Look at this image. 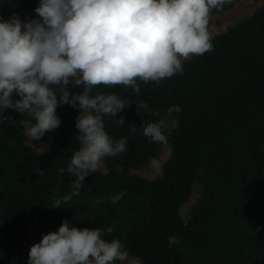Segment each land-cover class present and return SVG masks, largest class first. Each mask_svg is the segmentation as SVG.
Instances as JSON below:
<instances>
[{
  "label": "trees",
  "instance_id": "1",
  "mask_svg": "<svg viewBox=\"0 0 264 264\" xmlns=\"http://www.w3.org/2000/svg\"><path fill=\"white\" fill-rule=\"evenodd\" d=\"M13 1L0 0V18L15 14ZM211 43L210 51L182 63V73L159 83L138 81L139 95L119 85L93 89L92 95L116 94L130 104L118 113L123 125L116 124L119 117L104 118L110 137L129 141L128 151L105 157L107 171L86 177L78 195L66 171L80 147L78 109L57 108L62 123L44 152L27 144V115L6 109L12 119L0 123V264H20L36 217V242L67 218L78 228L103 229L105 239H119L127 257L145 264H264V6ZM140 100L152 111L137 109ZM177 106L180 111L169 115ZM165 118L176 120L171 131L162 127ZM142 121L160 123L169 147L150 142ZM166 150L171 154L160 176L132 172ZM196 184L200 196L185 222L182 209ZM65 196L71 198L63 208H51Z\"/></svg>",
  "mask_w": 264,
  "mask_h": 264
},
{
  "label": "clouds",
  "instance_id": "2",
  "mask_svg": "<svg viewBox=\"0 0 264 264\" xmlns=\"http://www.w3.org/2000/svg\"><path fill=\"white\" fill-rule=\"evenodd\" d=\"M231 2L39 0L35 18L22 20L17 14L0 18V123L12 119L5 115L6 109L27 114L35 123L25 125V135L36 143L61 126L59 105L78 109L75 126L80 147L66 169L74 177L72 194L78 195L103 158L128 151L129 141L110 137L104 118L119 117L115 122L123 125L126 119L118 113L130 104L116 94L92 95L93 89L119 85L139 95L138 81L159 83L182 73L183 60L212 49L210 12ZM69 85L83 86V90L74 93ZM136 105L152 111L144 100ZM173 111L180 108H170L168 114ZM142 125V134L150 142L169 147L160 123L142 121ZM131 132L137 128L133 126ZM64 172L59 169L60 175ZM123 195L110 201L117 203ZM70 198L55 199L51 208H63L61 204ZM103 202V198L97 200ZM104 236L99 227L78 228L65 218L58 230L44 234L30 247L27 264H124L125 244Z\"/></svg>",
  "mask_w": 264,
  "mask_h": 264
},
{
  "label": "rangeland",
  "instance_id": "3",
  "mask_svg": "<svg viewBox=\"0 0 264 264\" xmlns=\"http://www.w3.org/2000/svg\"><path fill=\"white\" fill-rule=\"evenodd\" d=\"M39 0H14L13 1V9L15 14H17L22 20H29L36 17V13L34 12L35 7L38 5ZM264 6V0H235L232 5L227 7L222 13L216 15L209 16L208 30L210 34V38L212 39L214 36L225 32L228 28L234 26L241 19L251 16L255 10L259 7ZM194 56V55H193ZM190 56L189 58H191ZM188 58V59H189ZM187 60V59H186ZM185 60L182 61V63ZM71 91L73 89V85L68 86ZM19 98L14 95V99ZM60 106V105H59ZM58 106V107H59ZM27 115V114H26ZM27 120H25L26 124L35 123L34 120L30 116L27 115ZM176 124V120L173 118H165L162 120V127L166 131H171ZM27 144L31 147L37 149L40 152H44L50 149L52 144V132H47L45 136L42 138V141H31L27 137ZM43 144V145H42ZM170 151L166 150L158 155L155 159L149 161L146 165L141 168L132 169V172L148 179H154L160 176L163 172V166L166 160L170 156ZM154 162L159 166H155ZM99 172H106V162L105 158L101 161V164L98 168ZM200 184H196L194 188L193 195L186 202L185 206L182 209V216L185 222H187L190 218V214L192 211V206L198 201L200 196ZM38 227L37 217L33 219L30 224V234L29 241L24 249V253L21 257L20 264H27L28 255L30 251V247L38 243L34 240V233L36 232ZM172 243L177 245L182 249L181 241L178 238H173ZM121 264V262H120ZM124 264H145L141 260L135 257H127Z\"/></svg>",
  "mask_w": 264,
  "mask_h": 264
}]
</instances>
